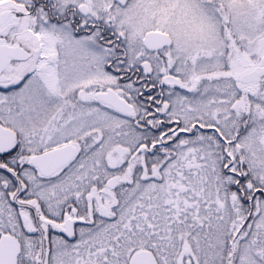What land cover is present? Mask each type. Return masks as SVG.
Instances as JSON below:
<instances>
[{
    "label": "snow or ice",
    "instance_id": "1",
    "mask_svg": "<svg viewBox=\"0 0 264 264\" xmlns=\"http://www.w3.org/2000/svg\"><path fill=\"white\" fill-rule=\"evenodd\" d=\"M0 264H264V0H0Z\"/></svg>",
    "mask_w": 264,
    "mask_h": 264
}]
</instances>
